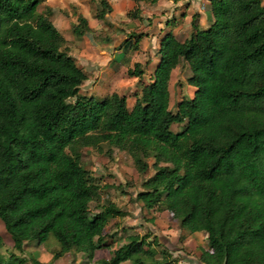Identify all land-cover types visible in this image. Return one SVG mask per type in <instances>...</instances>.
Instances as JSON below:
<instances>
[{
    "label": "trees",
    "instance_id": "trees-1",
    "mask_svg": "<svg viewBox=\"0 0 264 264\" xmlns=\"http://www.w3.org/2000/svg\"><path fill=\"white\" fill-rule=\"evenodd\" d=\"M39 1L0 0V223L13 247L51 234L54 257L78 252L91 261L95 249L110 247L93 264H177L155 235L132 232L110 246L104 227L124 212L109 198L98 202L101 184L79 155L107 144L124 150L138 173L152 169L136 197L147 209L168 211L183 231L178 239L205 232L201 264H264L262 0H209L206 25L193 12L186 37L165 31L130 108L116 92L78 93L86 75ZM98 3L101 19L111 7ZM127 13L137 17L138 7ZM87 29L77 14L71 31ZM180 59L193 91L170 110L168 81ZM125 71L140 77V62ZM173 122L181 129L172 131Z\"/></svg>",
    "mask_w": 264,
    "mask_h": 264
},
{
    "label": "rangeland",
    "instance_id": "rangeland-1",
    "mask_svg": "<svg viewBox=\"0 0 264 264\" xmlns=\"http://www.w3.org/2000/svg\"><path fill=\"white\" fill-rule=\"evenodd\" d=\"M111 9L103 18L95 17L99 8L98 0H40L37 6L42 10L48 5L51 8L50 19L64 38L62 46L84 71L86 78L78 86V93L93 94L97 98L111 92L124 95L126 106L130 108L134 95L139 92L140 85L150 79L153 66L157 60L159 37L167 30L175 33L181 40L190 31L189 18L193 12L206 11V2L193 3L176 0H156L154 3L132 0H106ZM204 2V3H203ZM264 4V0H262ZM205 4V5H204ZM138 7V16L127 12ZM82 14L88 23V29L82 35L71 31V24L76 15ZM198 13V12H197ZM204 19V18H203ZM202 19V21H203ZM174 28V29H173ZM134 61L141 64L140 77L129 76L126 68L132 67ZM189 74L188 66L183 59L171 70L168 81L169 109L174 110L181 97H190L193 87L186 82ZM73 97L67 100L71 101ZM183 123L173 122L172 131L181 129ZM110 147V146H109ZM102 144V150L93 147L80 148L81 164L92 172L101 184L99 201L109 198L124 214L110 218L104 232L110 246H116L125 240L128 233H147L151 238L157 237L161 246H165L175 260L181 264H201L197 255L200 248H208L204 231L185 233L178 239L177 221L166 210L147 209L136 197L138 189L145 188L144 178L152 172L148 168L138 173L130 156L122 149ZM109 148V149H108ZM109 150V154L105 150ZM150 162V159H148ZM95 201L89 203V211L96 209ZM0 260L8 264H93L86 261L78 252H63L56 257L52 251L58 243L49 234L41 243L26 241L21 249H16L8 233L0 223ZM110 247L101 249L96 256L110 254ZM18 258H22L18 262ZM121 264H128L127 261Z\"/></svg>",
    "mask_w": 264,
    "mask_h": 264
},
{
    "label": "crops",
    "instance_id": "crops-1",
    "mask_svg": "<svg viewBox=\"0 0 264 264\" xmlns=\"http://www.w3.org/2000/svg\"><path fill=\"white\" fill-rule=\"evenodd\" d=\"M178 1H186V2H188L189 5H188L187 9L190 8L191 5H193L192 2H193V3H199V2H201V1H205V2L207 3V4H206V8H207V10H206V11H200V10L197 9V12H198V23H199V25H201V26L206 25L207 20H208V18H209V0H176V2H178ZM203 3H204V2H203ZM204 5H205V4H204ZM203 18H204V19H203ZM189 19H190V18H189ZM202 19H203V21H202ZM173 29H174V28H173ZM173 32H174V30H173ZM174 34H175V33H174ZM187 35H188V34H187ZM101 249H106V248L95 249L91 261H92L93 259H96V258H99V257H108V256H109V253H108V252H107L106 255L96 256V255L98 254V251H100Z\"/></svg>",
    "mask_w": 264,
    "mask_h": 264
}]
</instances>
